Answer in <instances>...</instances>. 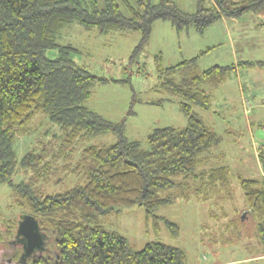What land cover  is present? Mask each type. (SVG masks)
I'll list each match as a JSON object with an SVG mask.
<instances>
[{"label": "trees", "instance_id": "1", "mask_svg": "<svg viewBox=\"0 0 264 264\" xmlns=\"http://www.w3.org/2000/svg\"><path fill=\"white\" fill-rule=\"evenodd\" d=\"M131 2L133 5L125 4V14L116 0H103V6L97 0H0V184L14 191L17 203L26 207V214L37 221L40 232L50 241L47 252L35 256L19 250L21 244L13 241L11 247L15 245L18 250L6 256V264H186L182 249L162 242H148L140 250H133L120 233L102 226L100 217L140 206L146 230L152 227L158 232L164 222L170 234L177 237L178 225L156 211L178 199L189 201L190 194L184 192L189 183L193 193L203 194L201 200L210 197L206 191L214 196L226 189L225 196L230 195L227 166L203 169L213 155L211 149L221 139L194 107L210 109L211 96L206 86L216 88L232 69L264 67V61L216 65L198 71L197 62L209 48L176 65L158 67V91L177 100L187 125L153 129L144 147L126 138L124 119L106 120L85 105L95 85L126 84L127 79L92 74L75 62L77 49L59 39L64 29L73 24L86 30L97 28L101 34L136 31L140 40L129 58L132 62L144 50L158 20L170 22L178 33L192 26L201 34L222 17L236 19L249 11L264 16V0H196V9L191 13L182 11L172 0ZM48 51H55V56L48 57ZM135 99L133 95L131 102ZM145 103L161 105L160 100ZM131 114L128 110L126 115ZM37 115L45 117L59 133H49V140L45 135L37 147L18 158L15 144L30 135V125ZM108 133L115 135L116 142L86 146L71 169L66 168V163L58 164L68 159L65 149L72 143ZM258 150L255 154L264 162V142ZM18 168L30 173L26 181H14ZM61 171L79 173L82 181L62 193L43 194L38 182L57 181L61 177L54 174ZM238 183L247 219L237 217L233 225L236 229L247 228L249 223L253 226L259 245L257 257H261L264 179L238 178ZM228 228H232L230 223ZM234 233L238 238V232Z\"/></svg>", "mask_w": 264, "mask_h": 264}, {"label": "rangeland", "instance_id": "2", "mask_svg": "<svg viewBox=\"0 0 264 264\" xmlns=\"http://www.w3.org/2000/svg\"><path fill=\"white\" fill-rule=\"evenodd\" d=\"M97 1L103 6V0ZM116 1L125 14V4L133 5L131 0ZM172 1L184 12L191 13L196 9V0ZM236 20L239 24L232 26L230 21L216 19L201 34L192 26L178 33L170 22L158 20L152 26L144 50L132 62L129 58L140 40V34L136 31L101 34L97 28L86 30L73 24L64 29L59 40L77 49L75 62L92 74L106 79H127L126 84L95 85L85 105L106 120L118 122L124 119L126 138L138 141L145 147L146 137L153 129L167 126L184 128L187 125L177 100L163 90L158 91V67L176 65L209 48L197 62L198 71L216 65L235 66L240 62L264 61V16L249 11ZM46 55L52 58L55 51H48ZM138 70L140 74L136 75ZM205 89L211 96L210 109L194 107V110L221 142L211 149L213 155L203 169L227 166L230 171V195L225 196L226 189L214 193V196L206 191L210 197L201 200L203 194L198 196L193 193L194 187L189 183L187 190H183L190 194L189 201L178 199L174 204L156 211L157 215L178 225L177 237L170 234L164 222L160 223L158 232H154L152 227L146 230L145 215L140 206L125 207L120 209L118 215L111 213L100 217V224L120 233L133 250H140L153 241L179 247L186 254V264H264V259L257 257L259 245L253 235V226L249 223L247 228L236 229L233 225L237 217L247 219L238 178L264 179V162L259 161L258 154H255L264 142V67L238 66L237 70L232 69L228 73L218 87L206 86ZM133 95L136 98L134 103L131 102ZM157 100L161 101V105L145 103ZM246 102L247 107L243 106ZM128 110L133 114L127 116ZM30 130L29 136L20 138L15 144L18 158L37 147L45 135L49 140V133L58 132L41 115L34 117ZM114 142L116 137L111 133L79 139L65 149L68 159L58 164L66 163V168L71 169L79 162L81 151L86 146H103ZM28 175L29 172L18 168L13 179L15 182L26 181ZM54 175H60L61 179L38 182L37 186L43 194L62 193L82 181L81 174L70 171ZM17 199L8 185L0 184V251L5 256L2 258L0 254V264L6 262V256L18 250L15 245L11 247L13 241L21 244L19 250H25L24 242L18 236V226L28 212L26 207L17 203ZM42 235V247L33 250L34 256L48 250L50 241H47L46 234Z\"/></svg>", "mask_w": 264, "mask_h": 264}, {"label": "water", "instance_id": "3", "mask_svg": "<svg viewBox=\"0 0 264 264\" xmlns=\"http://www.w3.org/2000/svg\"><path fill=\"white\" fill-rule=\"evenodd\" d=\"M18 236L23 239L26 252L42 247V235L37 221L30 215H25L20 222L18 226Z\"/></svg>", "mask_w": 264, "mask_h": 264}, {"label": "crops", "instance_id": "4", "mask_svg": "<svg viewBox=\"0 0 264 264\" xmlns=\"http://www.w3.org/2000/svg\"><path fill=\"white\" fill-rule=\"evenodd\" d=\"M221 20H222V22H228V21L232 22V26H234L235 24L237 26L239 24L235 18H225V17H222ZM193 57L194 56H191V57H189V59H191ZM259 258L264 259V256H261Z\"/></svg>", "mask_w": 264, "mask_h": 264}, {"label": "flooded vegetation", "instance_id": "5", "mask_svg": "<svg viewBox=\"0 0 264 264\" xmlns=\"http://www.w3.org/2000/svg\"><path fill=\"white\" fill-rule=\"evenodd\" d=\"M41 235H42V233H41ZM42 236H43V235H42ZM20 239L23 241L22 238H20ZM32 252H33V250H28V251L26 252V254H27V255H30Z\"/></svg>", "mask_w": 264, "mask_h": 264}]
</instances>
